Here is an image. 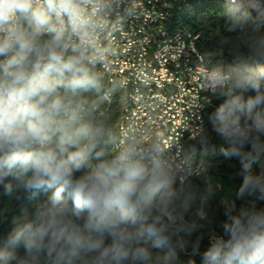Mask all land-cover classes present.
Returning a JSON list of instances; mask_svg holds the SVG:
<instances>
[{
    "label": "clouds",
    "instance_id": "1",
    "mask_svg": "<svg viewBox=\"0 0 264 264\" xmlns=\"http://www.w3.org/2000/svg\"><path fill=\"white\" fill-rule=\"evenodd\" d=\"M224 4L227 31L264 29V0ZM123 6L0 0V194L47 197L0 238V264H264V40L204 75L205 102L222 101L208 122L242 179L219 199V219L208 211L212 164L194 160L195 146L111 128L105 106L124 81L97 69L110 64L105 21ZM198 127L192 139L206 145Z\"/></svg>",
    "mask_w": 264,
    "mask_h": 264
},
{
    "label": "built area",
    "instance_id": "2",
    "mask_svg": "<svg viewBox=\"0 0 264 264\" xmlns=\"http://www.w3.org/2000/svg\"><path fill=\"white\" fill-rule=\"evenodd\" d=\"M184 1L195 0H124L123 8L105 21L114 26L102 36L115 56L97 69L106 83L124 81L105 106L108 116L115 115L113 131L124 134L123 117L132 116L138 118L136 132L142 140L156 137L165 149L173 150L183 134L198 130V105H207L210 113L218 106L214 98L211 104L204 100L209 95L203 91L204 75L213 67L205 64L198 48L201 33L189 27L175 29L167 21V14L178 13Z\"/></svg>",
    "mask_w": 264,
    "mask_h": 264
},
{
    "label": "trees",
    "instance_id": "3",
    "mask_svg": "<svg viewBox=\"0 0 264 264\" xmlns=\"http://www.w3.org/2000/svg\"><path fill=\"white\" fill-rule=\"evenodd\" d=\"M175 29L189 27L201 33L198 41V48L204 57L206 65L216 68L234 65L239 60L247 59L249 56V44L254 40H264V29L254 32L251 27L244 31L229 32L226 29V16L224 1L200 0L191 10L178 12L171 17ZM252 94V93H250ZM216 104L221 103L220 99L214 98ZM110 124L113 128L115 115H110ZM209 140L206 145H199L195 141H187L185 150L195 146L194 160L202 157L207 158L212 164L209 176L214 185V195L208 204V211L223 219L219 209V199L228 194H235L242 182L238 175L239 163L235 159L226 160L221 148L225 147L219 137L211 130L208 123ZM258 165H254V171H258ZM203 187V185H201ZM46 194L37 193L25 195L20 201L9 203V198L0 194V238H3L14 227L13 220L21 216L25 210L32 212L35 207L46 199ZM244 201H237L243 204ZM264 207V202L258 205ZM204 231H207L205 229ZM219 233L221 230L216 228ZM199 233L193 234L194 241ZM209 246L207 236L201 241V250ZM22 251V250H21ZM159 251V250H158ZM199 262V257L196 258Z\"/></svg>",
    "mask_w": 264,
    "mask_h": 264
},
{
    "label": "bare ground",
    "instance_id": "4",
    "mask_svg": "<svg viewBox=\"0 0 264 264\" xmlns=\"http://www.w3.org/2000/svg\"><path fill=\"white\" fill-rule=\"evenodd\" d=\"M200 0H195V1H184V6L182 8H179V12H184L193 9ZM219 1H224V0H219ZM173 14H167V21L171 20V17ZM111 50V55L110 56H115V49H110ZM210 114V109L207 107V105H198V109L196 114H194V124H200L203 122L204 126L208 129V116ZM123 124H124V134H126V130L131 128L133 131H138V118H132V116H125L123 117ZM199 131L196 130L193 134H183L181 136V142L180 146H182L184 149L186 147L187 141H194L192 138L197 135ZM197 161V160H195ZM209 242V241H208Z\"/></svg>",
    "mask_w": 264,
    "mask_h": 264
}]
</instances>
